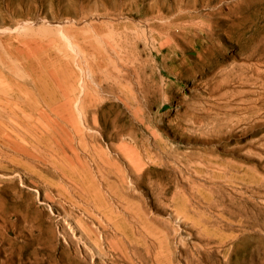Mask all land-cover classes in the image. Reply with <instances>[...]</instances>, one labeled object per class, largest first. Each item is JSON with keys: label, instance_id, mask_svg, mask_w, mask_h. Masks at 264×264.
Listing matches in <instances>:
<instances>
[{"label": "rangeland", "instance_id": "rangeland-1", "mask_svg": "<svg viewBox=\"0 0 264 264\" xmlns=\"http://www.w3.org/2000/svg\"><path fill=\"white\" fill-rule=\"evenodd\" d=\"M197 263L264 264V0H0V264Z\"/></svg>", "mask_w": 264, "mask_h": 264}, {"label": "bare ground", "instance_id": "bare-ground-1", "mask_svg": "<svg viewBox=\"0 0 264 264\" xmlns=\"http://www.w3.org/2000/svg\"><path fill=\"white\" fill-rule=\"evenodd\" d=\"M180 5H181V4H180ZM63 84H64V83H63ZM71 94H72V93H71ZM61 95H62V94H61ZM73 96H74V94H73ZM74 98H75V97H74ZM96 100H97V99H96ZM79 104H80V103H79ZM81 105H82V104H81ZM78 107H79V106H78ZM77 112H79V111H77ZM19 113H20V112H19ZM34 113H35V112H34ZM77 114H78V113H77ZM81 115H82V114H81ZM81 115H80V116H81ZM74 116H75V115H74ZM34 119H35V118H34ZM35 123H36V122H35ZM35 123H34V124H35ZM31 124H32V123H31ZM36 124H37V123H36ZM33 126H34V125H33ZM30 127H31V126H30ZM37 127H38V126H37ZM39 128H40V127H39ZM34 129H35V128H34ZM71 129H72V128H71ZM74 132H75V131H74ZM79 133H80V132H79ZM81 133H82V132H81ZM47 134H48V133H47ZM74 134H75V133H74ZM74 134H73V135H74ZM76 134H77V133H76ZM56 138H57V137H56ZM59 140H60V139H59ZM62 145H63V144H62ZM56 148H57V147H56ZM50 151H51V150H50ZM80 151H81V150H80ZM51 154H52V153H51ZM53 155H54V154H53ZM82 157H83V156H82ZM50 158H51V157H50ZM59 161H60V158H59ZM88 167H89V166H88ZM91 172H93V171L91 170ZM91 172H90V173H91ZM100 175H101V174H100ZM223 223H224V222H223ZM162 225H163V224H162ZM160 228H161V227H160ZM167 230H169V229H167ZM167 230H165V231H167ZM200 249H201V248H200ZM198 251H199V250H198ZM114 252H115V251H114ZM136 257H137V256H136ZM125 263H126V262H125ZM197 264H198V263H197Z\"/></svg>", "mask_w": 264, "mask_h": 264}]
</instances>
